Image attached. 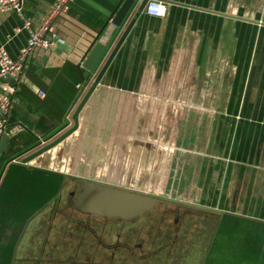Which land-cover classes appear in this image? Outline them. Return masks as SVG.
Returning <instances> with one entry per match:
<instances>
[{
	"label": "crops",
	"instance_id": "0c3cea01",
	"mask_svg": "<svg viewBox=\"0 0 264 264\" xmlns=\"http://www.w3.org/2000/svg\"><path fill=\"white\" fill-rule=\"evenodd\" d=\"M160 1L167 5L166 17H150L145 10L141 13L81 112L78 130L53 150L29 164H23L22 157L35 153L41 142L49 144L68 131L64 119L74 105L78 86L87 88L84 98L99 74L94 72L86 80L84 61L98 41L103 44L105 41L111 42L109 54L136 10L130 16L128 24L118 29L111 25V21L124 0H78L71 11L60 17L55 24L56 36L62 43L54 51H34L26 74L27 81L15 94L16 105L9 119V133L12 134L11 143L15 137L20 136L19 144L38 146L7 164L1 173L0 264L18 263L20 251L29 241H37V232L33 235L31 230L37 228L38 214L56 200L61 189L70 182L80 185L78 181L95 182L88 179L90 166L97 168L95 162L90 160L105 156L109 152L106 148L108 143L135 145L134 149L130 146L131 149L126 151L116 149L119 154H134L138 151V144L151 143L155 115L160 116V136L164 138V133L169 131L168 117L171 112L235 110L233 103L228 108L227 105L219 106L215 103L216 98L212 100V104L203 103L202 97L207 95L203 91L202 81L232 79L233 67L230 63H233L235 54L246 59L244 49L249 47L251 26L264 27V23L250 20L251 0ZM54 2L55 0H24L22 16L12 12L0 15V46L12 58H17L27 45L29 35L21 30L24 20L39 25ZM105 61L100 66L103 67ZM240 64L243 69L244 65L242 62ZM3 85L16 88L12 79L6 80ZM39 92H43L45 97ZM225 95L232 100L234 93L226 91ZM202 104L205 107H201ZM260 106H251L249 102H245L241 108L250 111L253 107L259 109ZM3 118L0 112V121ZM214 124L216 128L217 121ZM225 124V127L230 125L233 128L234 122L229 120ZM240 125V128L259 127L258 122L249 120ZM246 132H240L241 137ZM112 135L114 138H111ZM246 138L248 141L249 136ZM227 139L228 137L225 138ZM248 146L245 145V149ZM148 152L153 151L146 147V153ZM233 154L230 156L229 173L233 187L227 190L229 192L233 191L235 185L234 165L238 164L242 168L249 166L246 161L259 156L258 152L252 154L247 150ZM151 157L153 159L152 155ZM238 159L245 162H233ZM220 163H214L211 172L215 183L221 170ZM151 165L154 166V159ZM160 167L159 174L163 178L167 174H173L169 167L166 169L165 163H161ZM118 168L114 167L113 173L119 174ZM241 179L244 180V176ZM59 183L60 190L56 192ZM96 183L116 187L103 182ZM118 188L132 190L127 187ZM221 204L226 208H244L250 204L261 208L262 200L250 196L239 200L232 195L228 196L225 204ZM234 213L233 210V214L227 215L234 220L252 219L248 221L264 223V218ZM51 234L52 232L47 233L49 236Z\"/></svg>",
	"mask_w": 264,
	"mask_h": 264
},
{
	"label": "rangeland",
	"instance_id": "374dc122",
	"mask_svg": "<svg viewBox=\"0 0 264 264\" xmlns=\"http://www.w3.org/2000/svg\"><path fill=\"white\" fill-rule=\"evenodd\" d=\"M250 20L264 23V0L250 1ZM249 35V47L244 49L246 59H241L234 50L235 58L230 63L232 79L202 81L207 95L202 97L203 103L212 104L216 98L219 106L228 108L233 103L235 110L171 112L169 131L164 133V138L160 136V116L155 115L151 143L138 144L134 154H119L116 149L126 151L134 149L135 145L108 143L109 152L105 156L90 160L97 168L90 166L89 180L208 210L183 208L177 215L175 205L161 203L136 224L110 221L100 227L98 222L91 221L107 244H113L117 234L127 238L129 250H118L112 256L90 231L70 220L72 215L77 217L72 211L70 194L84 186L70 182L61 189L56 200L38 214L37 228L31 230L33 235L37 232V241H29L20 251V262L16 264H264V223L248 221L252 219L234 220L227 215L234 210V214L264 218V27L251 26ZM226 91L234 93L232 100L225 95ZM245 102L251 106L259 104L261 108L244 111L241 107ZM229 120L234 122L233 128L225 127ZM246 120L258 122L259 127L240 128V123ZM240 132L246 134L242 133L241 137ZM45 145L47 143L41 142L39 149ZM146 147L153 152L147 154ZM245 150L252 154L258 152L259 156L246 161L249 166L234 165L235 185L229 192L227 190L233 187L229 176L230 156ZM217 162L222 166H219L221 170L215 183L211 172ZM161 163L173 174L163 178L159 174ZM114 167H119V174L113 173ZM229 194L239 200H244L245 196L262 200V207L252 204L244 208L222 207L221 203L225 204L228 196L231 197ZM48 232L52 234L49 236Z\"/></svg>",
	"mask_w": 264,
	"mask_h": 264
},
{
	"label": "water",
	"instance_id": "95a60500",
	"mask_svg": "<svg viewBox=\"0 0 264 264\" xmlns=\"http://www.w3.org/2000/svg\"><path fill=\"white\" fill-rule=\"evenodd\" d=\"M148 2L149 0H142L141 2H137V0H124L117 14L112 19V24L116 28L120 29L124 27L126 21L130 18L134 10H136V14L126 27V30L124 31L115 48L109 54V45L103 44L102 41H98L91 49L87 59L84 61L83 68L86 70L85 79L88 80L90 75L97 71L102 61L106 60L102 69L99 71L95 82L81 103L78 105L73 115V126L55 141L43 146L29 157L23 159V164H29L36 158H39L40 156L53 150L78 130L81 112L99 86L101 80L117 56L119 50L134 28L139 16L145 10ZM107 54L108 57L105 58ZM11 140V136L6 134L0 141V159H2L6 154ZM72 195L74 198L72 211L75 213L88 217H100L105 220L114 219L127 224L138 223L144 214L154 212L157 209V206L161 203L166 205H175L177 209V215L181 213V209L183 208L208 210L207 208L195 206L182 201L161 198L138 191L113 187L90 181H87L84 187Z\"/></svg>",
	"mask_w": 264,
	"mask_h": 264
},
{
	"label": "built area",
	"instance_id": "2783aa9c",
	"mask_svg": "<svg viewBox=\"0 0 264 264\" xmlns=\"http://www.w3.org/2000/svg\"><path fill=\"white\" fill-rule=\"evenodd\" d=\"M77 1L78 0H55L51 9L39 25L33 24L30 20H24L21 30L26 31L29 37L27 45L21 50L17 58H12L9 52L4 47L0 46V112L4 117L0 121V141L6 134L12 136V134L9 133V119L16 105L15 94L17 89L27 81L26 74L34 51L37 49L54 51L59 43H62V40L58 39L56 36L55 24L60 17L67 15L71 11L72 6ZM23 3L24 0H0V15L12 12L22 16ZM157 4L163 6V15H149V7ZM145 12L150 17L164 18L167 15V5L160 0H149L145 7ZM128 22L129 19L126 21L125 25H127ZM111 25H113L112 21ZM104 44L110 46L111 42L105 41ZM99 70L98 67L96 73H98ZM8 79H12L16 83V88L5 87L3 85ZM86 89L87 88L81 85L78 86V94L75 98L74 105L71 106L65 115L64 123L66 129H70L73 126V115L78 105L81 103ZM39 94L45 97L43 92H39ZM13 134H16V132H13Z\"/></svg>",
	"mask_w": 264,
	"mask_h": 264
},
{
	"label": "flooded vegetation",
	"instance_id": "af4514ba",
	"mask_svg": "<svg viewBox=\"0 0 264 264\" xmlns=\"http://www.w3.org/2000/svg\"><path fill=\"white\" fill-rule=\"evenodd\" d=\"M78 182H80L84 186L87 183V181L86 182L85 181H78ZM84 186H82V187H84ZM82 187H80L76 191L71 192L70 195H71L72 200H74L72 194L73 193H77ZM186 209H188V208H186ZM176 211H177V209H176ZM70 220L72 222H74V223L86 228L88 231H90L91 234H93V236L100 242V245H102L104 249L110 251V254L112 256H115L117 254L118 250H129L126 237L123 238L121 234H117L115 242L113 244H107V243L104 242L103 238L100 237V235L97 233V231L91 225L92 224L91 221H93L94 223L98 222V225L100 227L107 226L110 221L116 222V223H119V224H127V223H124V222H121V221H118V220H114V219L105 220V219H102L100 217H88V216H82V215H79V214H77V217H74L72 215ZM129 225H131V224H129Z\"/></svg>",
	"mask_w": 264,
	"mask_h": 264
},
{
	"label": "trees",
	"instance_id": "16d2710c",
	"mask_svg": "<svg viewBox=\"0 0 264 264\" xmlns=\"http://www.w3.org/2000/svg\"><path fill=\"white\" fill-rule=\"evenodd\" d=\"M19 142H20V136L15 137L13 142L11 143L10 148L7 150L6 154L3 156L2 159H0V178H1L2 170L7 164L19 158L20 156L25 154V152L32 150L36 146H38L36 144H29V143L19 144ZM59 190H60V183L57 186L56 192H59Z\"/></svg>",
	"mask_w": 264,
	"mask_h": 264
},
{
	"label": "clouds",
	"instance_id": "9594fccd",
	"mask_svg": "<svg viewBox=\"0 0 264 264\" xmlns=\"http://www.w3.org/2000/svg\"><path fill=\"white\" fill-rule=\"evenodd\" d=\"M149 15H163L164 9L160 4L150 6L148 9Z\"/></svg>",
	"mask_w": 264,
	"mask_h": 264
}]
</instances>
